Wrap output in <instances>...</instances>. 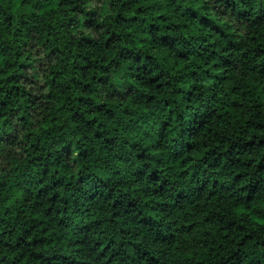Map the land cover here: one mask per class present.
I'll list each match as a JSON object with an SVG mask.
<instances>
[{"label":"clouds","instance_id":"9594fccd","mask_svg":"<svg viewBox=\"0 0 264 264\" xmlns=\"http://www.w3.org/2000/svg\"><path fill=\"white\" fill-rule=\"evenodd\" d=\"M0 264H264V0H0Z\"/></svg>","mask_w":264,"mask_h":264}]
</instances>
